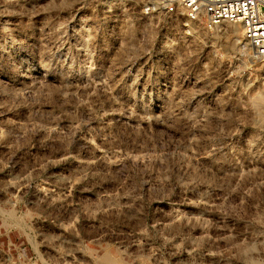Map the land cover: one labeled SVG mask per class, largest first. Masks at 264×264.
I'll return each instance as SVG.
<instances>
[{"label":"rangeland","instance_id":"374dc122","mask_svg":"<svg viewBox=\"0 0 264 264\" xmlns=\"http://www.w3.org/2000/svg\"><path fill=\"white\" fill-rule=\"evenodd\" d=\"M155 1L0 0V264H264V60Z\"/></svg>","mask_w":264,"mask_h":264},{"label":"built area","instance_id":"2783aa9c","mask_svg":"<svg viewBox=\"0 0 264 264\" xmlns=\"http://www.w3.org/2000/svg\"><path fill=\"white\" fill-rule=\"evenodd\" d=\"M152 6L207 28L239 23L252 52L264 60V0H157Z\"/></svg>","mask_w":264,"mask_h":264},{"label":"bare ground","instance_id":"6f19581e","mask_svg":"<svg viewBox=\"0 0 264 264\" xmlns=\"http://www.w3.org/2000/svg\"><path fill=\"white\" fill-rule=\"evenodd\" d=\"M191 24H193V23H191ZM235 24H239V23H235ZM190 26L192 28L193 35H197V32L193 30V25H190ZM234 31H235V28H230L229 29L230 34H232ZM224 47H225V49H233V48H235V40L232 41L231 44L226 42V44H224ZM238 47L240 48V50L247 49L249 47V44H248L247 40L243 38L242 41L240 42V46H238ZM260 119H261V122L264 123V110H262L261 113H260ZM100 262H102V264H111V258L108 257V256H103L102 260Z\"/></svg>","mask_w":264,"mask_h":264}]
</instances>
